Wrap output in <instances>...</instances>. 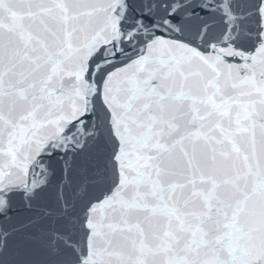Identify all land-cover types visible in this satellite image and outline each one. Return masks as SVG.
I'll return each mask as SVG.
<instances>
[{"label":"snow or ice","instance_id":"snow-or-ice-1","mask_svg":"<svg viewBox=\"0 0 264 264\" xmlns=\"http://www.w3.org/2000/svg\"><path fill=\"white\" fill-rule=\"evenodd\" d=\"M0 264H264V0H0Z\"/></svg>","mask_w":264,"mask_h":264}]
</instances>
